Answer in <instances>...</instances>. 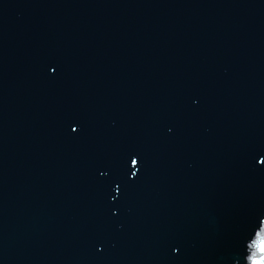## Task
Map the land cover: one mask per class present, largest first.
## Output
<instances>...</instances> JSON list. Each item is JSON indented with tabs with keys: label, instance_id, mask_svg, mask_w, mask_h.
Masks as SVG:
<instances>
[{
	"label": "water",
	"instance_id": "1",
	"mask_svg": "<svg viewBox=\"0 0 264 264\" xmlns=\"http://www.w3.org/2000/svg\"><path fill=\"white\" fill-rule=\"evenodd\" d=\"M0 264H264V0H0Z\"/></svg>",
	"mask_w": 264,
	"mask_h": 264
},
{
	"label": "snow or ice",
	"instance_id": "2",
	"mask_svg": "<svg viewBox=\"0 0 264 264\" xmlns=\"http://www.w3.org/2000/svg\"><path fill=\"white\" fill-rule=\"evenodd\" d=\"M136 162L133 160V164H135Z\"/></svg>",
	"mask_w": 264,
	"mask_h": 264
}]
</instances>
